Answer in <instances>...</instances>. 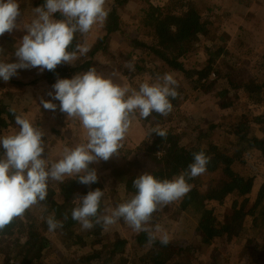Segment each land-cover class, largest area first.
<instances>
[{"label": "trees", "instance_id": "1", "mask_svg": "<svg viewBox=\"0 0 264 264\" xmlns=\"http://www.w3.org/2000/svg\"><path fill=\"white\" fill-rule=\"evenodd\" d=\"M170 1L169 6L145 1L138 25L129 33L123 32L119 15V10L128 0H112L107 8L110 10L107 21L97 24L101 27V34L96 44H91L86 37H78L81 41L87 40L90 51L76 62L77 67L61 64L54 70L46 69L41 80L52 88L58 79H70L79 72L87 71L93 59L108 50L111 37L121 33L122 41L132 50L126 55L127 59L135 53H147L159 59L168 70L184 74L193 90L209 92L217 83L213 81L207 84L205 80L217 69L216 62L220 55H227V51L218 49L217 45L206 47L205 57L209 63L204 68L187 70L183 62L196 54L200 39L208 35L214 26L212 10L207 8L201 14L182 0ZM43 2L38 0L34 5L38 7ZM56 18L61 17L57 14ZM132 63L135 69L147 68L145 60ZM158 73L163 74L161 71ZM25 76L19 71L7 83L16 87L35 85V81H25ZM234 95L238 98L243 96L242 100L249 104L264 105V76L261 80H247L226 73L224 85L216 92L219 106L228 108L231 104L229 100ZM9 108L11 106L3 107L0 99V134L8 128L17 127ZM168 118L153 112L149 118L139 119L151 129L158 127L151 123L153 119L160 129L166 131L167 136L162 138L154 133L155 140L141 141L134 153L137 166L131 172L133 179L143 172L152 173L158 179H171L193 162L194 153L203 149L211 157L203 175L219 176L217 184L211 183L203 191L194 179L190 180L193 186L191 191L182 200L176 201L177 207L200 236L199 245L193 244L187 237L173 238L167 246L161 245L159 240L149 244L147 233H135L126 239L117 233L104 232L100 226L75 234L78 228L75 226L79 223L71 218L72 209L78 205V201L74 200L90 190H104V187L99 180L89 187L81 184L78 177H65L63 183L49 185L46 201L38 204L39 219L27 210L23 217L16 218L0 232V264H48L40 261V255L56 252L54 244L44 236L48 230L45 218L52 213L61 221L65 215L68 216L64 227L57 230L65 238L67 249L77 246L86 248L76 259L64 264H226L239 241L248 254L247 264H264V108L250 120L228 129V134L235 139L224 149H220L212 140L221 125L208 121L203 131L202 124H198L191 130L188 143H185L184 135L167 125L170 121ZM38 126H41L40 122ZM251 129L258 135H250ZM44 139L47 148L49 143L46 137ZM203 141L208 144L204 146ZM256 183L258 187L253 195ZM104 200L105 194L102 207L105 206ZM168 215L163 207L153 214V224L160 223ZM212 242L220 243L219 255L202 260L204 247ZM137 250L144 251V254L132 262L131 253ZM21 255L29 257L28 262H21Z\"/></svg>", "mask_w": 264, "mask_h": 264}, {"label": "clouds", "instance_id": "2", "mask_svg": "<svg viewBox=\"0 0 264 264\" xmlns=\"http://www.w3.org/2000/svg\"><path fill=\"white\" fill-rule=\"evenodd\" d=\"M107 0H44L32 9L30 22L21 18L20 0H0V36L16 30L26 34L17 41L15 62L0 61V80L10 81L19 70L39 67L49 71L58 65H73L85 56L90 47L86 35L97 24H104L109 15ZM59 14L61 17L57 19ZM21 25L23 26L21 28ZM4 51L0 47V53ZM129 72H134L132 62H126ZM120 73L113 70L108 76L91 67L72 78L58 79L48 95L59 101V110L68 118L78 119L86 130L87 142L75 147H65L62 158L51 161L45 156V131L34 120L27 118L15 107L8 109L14 116L17 130L0 135V232L25 212L46 201L51 181L64 182L65 177H78L81 184L91 186L99 177L93 163L108 161L118 154L137 114L147 119L154 112L168 116L173 111L172 100L179 95L178 80L171 72L157 73L142 82L138 89L116 82ZM54 93V94H53ZM46 110H56L57 105L41 101ZM151 133L166 138V131L153 127ZM211 157L205 151L193 154V162L171 179H158L143 172L133 180L135 193L115 207H102L104 190L96 188L74 201L78 205L71 218L82 230L100 226L107 230L121 220L136 233H147L148 243L167 246L170 237L159 224H153V214L164 206L182 200L192 189L190 180L203 175ZM46 224L50 232L64 227L63 221L49 214Z\"/></svg>", "mask_w": 264, "mask_h": 264}, {"label": "rangeland", "instance_id": "3", "mask_svg": "<svg viewBox=\"0 0 264 264\" xmlns=\"http://www.w3.org/2000/svg\"><path fill=\"white\" fill-rule=\"evenodd\" d=\"M33 0H20V2H25L23 6L20 5V8L23 9V17L24 22H30L32 18V9L36 6L32 2ZM145 1H150L153 5L160 6H169L170 0H128L125 6L119 10V15L122 20V28L123 32H131L138 25L139 16L141 10L144 8ZM186 2L191 8L196 10L199 13H203L205 9L209 8L212 10L214 26L209 31V34L200 39L199 47L196 51V54L191 56V58L184 60V66L187 70L195 69V68H204L209 60L205 57V48L210 47L211 45H217L218 49L223 48L227 51V55H220L216 62L217 69L210 74V76L205 80L207 84L215 81L217 84L207 93L202 92L201 90H193L188 82V78L185 77L184 74L168 70V67L163 65V63L154 56L147 55V53H135L134 57L128 58L126 55L132 51L127 48L125 43L121 39V33L115 34V40L110 42V46L105 54H102L98 63L92 61L90 64L91 67H99V69L104 70H118L120 76H131V80L127 81L130 84L131 88L138 89L139 85L147 80L149 77H154L158 71L163 73L171 72L174 74L175 78L178 80L180 87L178 88L179 95L176 99L172 100L173 111L168 115L170 121L167 125L174 127L177 130V133L184 135L183 142L188 143L187 138H191L190 133L191 130L197 126L198 124H202L203 131L207 128L206 122L213 121L217 125H221L217 131L213 134L212 140L218 144L220 149H224L228 147L232 142H234V137L231 134H228V129L231 127H236L244 121L250 120L254 115H258L263 111L264 105L257 104H249L242 100L243 96L237 97L232 96L229 100L231 103L228 108H221L219 106V100L216 98V92L221 89L222 85L225 82L226 73L232 74L234 77H242L247 80H261L264 76V34H262L258 29V20L260 15L264 12V0L258 3L257 6L252 7L251 4H243L244 12H243V22L241 24L239 16L233 15L232 19L227 17L226 10H223L220 4L217 3V0L206 1V0H182ZM112 3V0H107L106 8H109ZM29 19V20H28ZM23 26L21 25V28ZM101 27L94 26L92 30L86 35V39L92 43V39L97 37V41L101 34ZM100 30V31H99ZM24 31L21 32V35H24ZM10 34H6L3 38H7ZM223 35V36H222ZM222 36L223 41H221L220 37ZM22 37V36H21ZM123 43L121 48L119 44ZM125 45V46H124ZM90 46V44H89ZM126 47V49H124ZM216 48V49H217ZM135 51V50H133ZM122 52V53H121ZM84 56H81L78 60L82 59ZM145 60L147 63V68L151 69V71H147V68L144 69H135L134 72H129V70L124 67L125 63L130 61L137 60ZM77 60V61H78ZM94 60V59H93ZM76 61V62H77ZM74 63V67L76 68V64ZM67 66V65H66ZM73 65H70L71 67ZM143 67V65H138ZM68 67V66H67ZM21 74H24L23 70H19ZM18 71V72H19ZM107 72V71H105ZM132 73H134V77H132ZM35 74L42 75L41 71H34L29 76H25L24 80L30 81L31 78ZM24 78V77H22ZM126 78V77H125ZM35 88V85L31 86ZM48 89V88H47ZM25 89L21 87H16L14 85L8 84L0 80V99L2 101L3 107L11 106L15 107L18 112L22 111L23 108L27 109L29 113L36 116L35 122L45 131L46 135L49 134V129L53 127L54 122L57 118L60 120L61 125L64 126L65 117L59 110V104L57 105V117H55V112L53 110H46L41 108L43 105L40 103V100L35 97V93L24 92ZM28 93V94H27ZM48 96V94H47ZM47 101V100H45ZM52 103L54 101H51ZM168 118V119H169ZM67 119V118H66ZM138 123H132L129 132L126 135L125 140L133 139L140 136L142 131H146V135L143 141L148 142L152 138L155 140V134L149 133L151 132V128L146 124L143 125L139 121V116L137 114ZM70 120V119H69ZM201 120H203L201 122ZM151 123H155L158 127H160L153 119H151ZM69 125V124H68ZM17 130L15 128H8L0 135H8ZM250 135H258L251 129ZM204 146L208 143L207 141H203ZM139 148V147H138ZM4 150L0 148V155H2ZM127 158V157H126ZM134 159V160H133ZM130 161H135V155L130 157ZM119 163V162H118ZM125 163V161H124ZM123 164L119 163V167H123ZM135 163L136 169V161L131 164V169H134L133 164ZM113 166H116L117 163L114 160L112 163ZM122 165V166H120ZM264 170V166H262ZM104 170H101L103 173ZM119 172V180L121 183H128L126 186L127 196H123V200L118 202L116 197H113L109 191H105V205L115 207L116 203H122L126 199H128L132 194L130 192L131 188H133V177L134 175L129 169V172ZM219 181V176H206L201 175L194 179L196 185L201 187L203 191L207 189V187L213 183L217 184ZM260 183V182H259ZM56 184V181H55ZM101 184L105 185L108 189V185L110 182L107 180V177H103L101 180ZM49 185H52L51 182ZM212 185V186H213ZM258 183L255 184L253 195L257 191ZM129 189V192H127ZM134 189V188H133ZM125 193V194H126ZM108 195L110 200L108 199ZM108 199V200H107ZM168 210V220L167 222L161 221L159 223L168 233L171 238L178 237H187L189 238L193 244H200V236L196 234L195 228L192 223L182 214L180 209L177 207V203L174 202L165 206ZM37 219L40 218L38 205L33 206L29 209ZM123 223V227L121 226L120 230L114 228L113 232H107L104 228L100 230L107 233H117L123 238H131L133 234L136 232L132 231V229ZM78 227L75 231V234H80L83 230L81 225L78 224L75 228ZM41 229V228H40ZM44 236L51 241L56 247V252H46L43 255H40L42 262L48 264H64L68 261L76 259L79 254L86 251V248L77 246L74 249H67L65 238L60 235L57 230L54 232H50L47 230L44 232ZM243 235H241L242 237ZM219 242H212L210 245L204 247V257L202 260L208 259L207 257H215L220 253ZM132 252V251H131ZM144 251L137 250L131 253L130 260L135 262L137 257L143 255ZM31 257V256H30ZM29 257L25 255H21L19 260L24 263L28 262ZM248 254L245 248L242 246V243L239 241L230 256L229 260L226 261V264H247Z\"/></svg>", "mask_w": 264, "mask_h": 264}, {"label": "crops", "instance_id": "4", "mask_svg": "<svg viewBox=\"0 0 264 264\" xmlns=\"http://www.w3.org/2000/svg\"><path fill=\"white\" fill-rule=\"evenodd\" d=\"M206 1H208V0H206ZM209 1H212V0H209ZM30 2H32V5H33L34 3L38 2V0H33ZM259 2H261V0H217V3H215V4H218V5L220 4V6L222 7L223 10L228 11L229 13H227V17H229L231 19L233 17L232 13L234 15H238V13H239L240 14L239 19H240V22L242 24V22H243V15L242 14L246 10V9L244 10L243 4H251V5H253L252 7H255L258 5ZM23 4L26 5L25 2H20L21 6H23ZM20 10L22 13L21 18L24 19L23 9L20 8ZM95 26H98V25H95ZM21 32L22 31L16 30L13 33H11L9 36H7V38H5V37L3 38V36H5L6 34H9V33H5L3 36H0V47L4 48V51L2 53H0V61H5V62H15L16 61V57L14 56V52H15L17 41L22 38L21 36H23V35H21ZM25 34L26 33H24V35ZM114 35L111 37L110 42L116 39L114 37ZM91 42L96 43L97 37L93 38ZM122 44L123 43L119 44L120 48H121ZM124 49H126V47ZM133 55L135 56V54H133ZM134 56H132V57H134ZM98 59H99V57L94 58L93 61H95V63H98ZM75 62L76 61H74L73 64ZM66 65L68 67L70 66L68 64H66ZM96 69L98 72L104 74L105 76H108L112 73V70L99 69V67H96ZM45 70L46 69L41 70L39 67H37V68H31V69H27V70H23V71L27 76H29V74H32L34 71H41V73H44ZM105 71H107V72H105ZM41 77H42V75L35 74L33 76V78L30 79V81H35V88H33L31 86L21 87V88L25 89L24 92L35 93V97L40 100V103L42 100H44V101L45 100H47V101L51 100V101H54L53 103L59 104V101L52 100V98L49 95L47 96V94L49 92H53V88H48L47 85L41 80ZM128 79L131 80V76L130 77L119 76V78L117 79L116 82L127 84L130 86ZM41 108H43V106ZM22 112H24L26 114L27 118L35 121L36 116L34 115V113L33 114L29 113V111L25 108H23ZM54 112L56 114L55 117H57V115H58L57 110H54ZM61 115L63 117H65L64 126L61 125L60 120L57 118V120L53 124V127L49 129V134H47V136H46L49 144L46 148L45 156H48V158L51 161H57L60 158H62L63 150L66 146L67 147H75L79 143H86L87 142L86 130L82 128L80 121L78 119L68 118L66 113H63ZM132 123H138V119H134ZM36 124H37V121H36ZM135 135L133 136V139L124 140L122 142L123 147L121 149H119L118 154L116 156H113L108 161L100 160L98 163L91 164V167L95 168L97 170V174H98L100 182L103 179V177H107V180L110 182V184L108 185V189H107V187H105V185L102 184L104 187V190L109 191L113 197L117 198L118 202L122 201L123 196L126 197L128 194V193H126V190H127L126 187L128 186L127 185L128 183H124V185H123V183L120 182L119 172L126 173V171L129 172V169L131 171V164L133 161H130V157L134 155L135 151L140 146L141 141H143V139L146 135V131H142L140 133V136L137 138H135ZM114 160L117 163L116 166H113L114 164H109V163H112ZM124 161H125V163H124ZM118 162L121 164L124 163L123 167H119ZM120 166H122V165H120ZM133 168L135 169V166ZM101 170H104V172L101 173ZM73 177H76V176H73ZM56 183H57V181H56ZM51 184L54 186L55 181H51ZM127 192H129V189ZM130 192H131V194H134L135 189L131 188ZM108 199L110 200L109 195H108ZM116 205H118V203H116ZM165 209L168 210L166 207H165ZM167 218L168 217L164 218L162 221L167 222V220H168ZM123 223L124 222L121 220L118 224L110 226L106 231L107 232H113L114 228H116L117 230H120L121 226L123 227ZM125 226H126V224H125ZM126 239H130V238H126ZM172 239L173 238L171 237L170 240H172Z\"/></svg>", "mask_w": 264, "mask_h": 264}, {"label": "built area", "instance_id": "5", "mask_svg": "<svg viewBox=\"0 0 264 264\" xmlns=\"http://www.w3.org/2000/svg\"><path fill=\"white\" fill-rule=\"evenodd\" d=\"M258 29L262 34H264V12L260 15L258 20Z\"/></svg>", "mask_w": 264, "mask_h": 264}]
</instances>
